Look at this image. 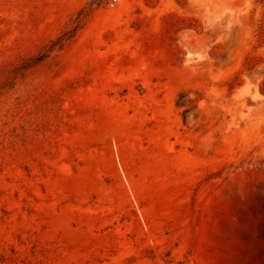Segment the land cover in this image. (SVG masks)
I'll return each instance as SVG.
<instances>
[{
	"label": "rangeland",
	"instance_id": "1",
	"mask_svg": "<svg viewBox=\"0 0 264 264\" xmlns=\"http://www.w3.org/2000/svg\"><path fill=\"white\" fill-rule=\"evenodd\" d=\"M0 264H264V0H0Z\"/></svg>",
	"mask_w": 264,
	"mask_h": 264
},
{
	"label": "built area",
	"instance_id": "2",
	"mask_svg": "<svg viewBox=\"0 0 264 264\" xmlns=\"http://www.w3.org/2000/svg\"><path fill=\"white\" fill-rule=\"evenodd\" d=\"M117 0H110V2L113 4V3H115Z\"/></svg>",
	"mask_w": 264,
	"mask_h": 264
},
{
	"label": "trees",
	"instance_id": "3",
	"mask_svg": "<svg viewBox=\"0 0 264 264\" xmlns=\"http://www.w3.org/2000/svg\"><path fill=\"white\" fill-rule=\"evenodd\" d=\"M184 113L186 114V113H187V110H186V111H184Z\"/></svg>",
	"mask_w": 264,
	"mask_h": 264
}]
</instances>
